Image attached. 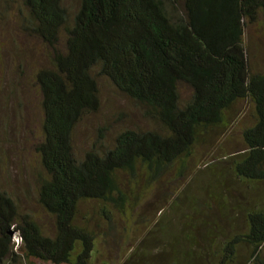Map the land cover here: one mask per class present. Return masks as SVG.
Returning a JSON list of instances; mask_svg holds the SVG:
<instances>
[{
  "label": "trees",
  "instance_id": "trees-1",
  "mask_svg": "<svg viewBox=\"0 0 264 264\" xmlns=\"http://www.w3.org/2000/svg\"><path fill=\"white\" fill-rule=\"evenodd\" d=\"M20 4L22 31L43 46L50 62L34 75L42 134L32 149L44 172L36 201L53 223L49 231L20 212L0 185V264H94L113 220L100 209L107 227L98 218L90 226L81 206L97 201L132 212L175 164L173 179L183 175L195 145L233 120L238 101L252 104L253 123L242 131L241 152L213 164V181L204 186L208 201H192L194 224H184L178 235L167 231L155 253L140 251L139 262L135 248L98 264H264V66H253L243 39L250 28L264 34V0ZM98 76L151 126L121 128L109 144L113 122L106 121L79 155L72 136L98 111ZM249 183L257 185V198ZM239 184L244 190L235 189ZM240 247L244 261L236 255Z\"/></svg>",
  "mask_w": 264,
  "mask_h": 264
},
{
  "label": "rangeland",
  "instance_id": "rangeland-1",
  "mask_svg": "<svg viewBox=\"0 0 264 264\" xmlns=\"http://www.w3.org/2000/svg\"><path fill=\"white\" fill-rule=\"evenodd\" d=\"M63 1L70 6L75 0ZM24 15L20 0H0V185L20 212L29 214L40 226L50 231L52 216L36 201L38 176H43L44 172L32 149L33 143L42 134L41 109L34 75L38 69L49 67L50 62L43 46L22 31L20 24ZM243 39L252 56L253 66L262 68L264 34L250 28ZM97 81L100 99L98 111L79 122L72 136L74 151L79 155L96 138V128L106 121L113 122L106 142L121 128L151 126L141 117L134 104L112 88L108 81L99 76ZM233 108L236 115L232 116L233 120L225 123L226 127L195 145L191 156L186 160L187 168L183 175L173 179L178 166L175 164L166 174L164 182L155 186L148 200H142L132 212L126 209L127 214H122L111 205H103L97 201L85 202L81 206L80 215L89 219L90 226L99 221L103 227H107L100 209L109 211L113 220L109 241L107 244L98 243L100 251L95 255L94 264L102 261L116 262L132 254L135 248L137 251L133 257L139 262L140 251L147 247L155 253L158 240L167 231L178 235L180 231L185 232L184 224H194L190 214L193 202L201 197L202 201H208L203 196L204 186L213 181V164L224 155L236 157L241 152L242 131L253 123L252 104L238 101ZM249 184L253 186L249 190L250 196L257 198V185ZM175 187H178L176 192ZM239 187L244 186L239 184L235 189L244 190ZM142 215L144 218L141 221L139 217ZM246 253L243 247L238 248V260L244 261Z\"/></svg>",
  "mask_w": 264,
  "mask_h": 264
}]
</instances>
